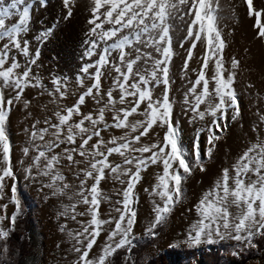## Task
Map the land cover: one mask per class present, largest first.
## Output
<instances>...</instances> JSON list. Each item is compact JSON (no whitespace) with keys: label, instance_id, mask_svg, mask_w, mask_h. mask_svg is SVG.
<instances>
[{"label":"snow or ice","instance_id":"1","mask_svg":"<svg viewBox=\"0 0 264 264\" xmlns=\"http://www.w3.org/2000/svg\"><path fill=\"white\" fill-rule=\"evenodd\" d=\"M68 8L67 15H72L71 5L73 0H63ZM248 14L256 17L254 28L258 29V38L264 39V9H256L254 0H243ZM92 18L89 23L92 25L90 35L95 37L89 44L87 55L95 54V49L100 48L102 54L94 64L82 68L88 73L90 68H95L92 74V83L79 95L78 100L66 109L56 113L57 122L50 124L39 131H33V141L37 138L44 143V150L41 146L34 144L36 156L26 171V178H35L33 168L37 169L36 175L48 176L50 183L45 187H55L62 182L64 177L57 171L61 157L58 154L49 155L54 148L60 147L61 143L76 144L77 138L80 143L77 148H65L67 161L73 164L84 163L85 167L80 169L84 179L80 182L79 203L87 205V211L79 215L90 214L91 219L85 222L82 228L70 233L76 241L73 251L78 253L75 264H106L109 257H112L119 250L126 249L130 254L135 246L133 241V229L136 222V211L132 207L133 194L136 183L140 180V172L149 164H161L162 174L158 177L156 195L163 201L156 204L155 218L152 224L146 229L151 238H156V228L164 223L175 205L179 203L183 194L182 184L192 174L193 167L198 166L205 171L201 163L199 151V138L194 143V165L190 166L187 152L179 142V128L172 122L173 101L170 99L169 66L172 57L175 55L172 47V28L175 20H183L186 25L185 40L191 44L187 50L184 68L193 58L194 50L198 43L204 45V55L201 58V70L193 86L185 94V103L189 104V96L194 98L195 103L191 110L200 119L205 114L217 117L212 125L216 131H222L220 121L227 118V109L232 108L235 115L239 116V101L233 88L235 72L225 76L223 65L224 39L221 35L219 21L222 12L221 0H91ZM31 4L26 0H10L5 4L0 0V199H3L6 179L13 181L10 191V202L16 207V214L10 218L0 216V224L3 219L8 218L10 225L14 226L16 215L20 211L21 201L16 186V176L11 165L12 145L9 141L6 122L8 114L13 105V99L5 100V90L12 89L16 92L15 99L23 94L27 87L38 86L31 78V68L25 66L23 72L17 70L21 67L19 62L12 60L9 63V53L12 49L19 50L25 56L29 54L27 41H22V34L27 32L30 21ZM13 17L18 22L9 24ZM187 18V19H185ZM105 25H108L106 28ZM48 33H44L46 37ZM183 42L181 43V47ZM151 49L152 51H145ZM113 53L118 55L113 60ZM154 53L158 54L154 55ZM39 52H35V58L29 64H35ZM151 62V67H138L143 62L145 65ZM214 66V73L211 77L206 75L205 70L209 62ZM6 65H8L6 67ZM239 61L233 59L232 68H236ZM110 68L115 73L113 87L102 94L101 80L105 75V69ZM79 83L83 86V78ZM213 87L210 90L209 84ZM55 94L64 98L66 87L60 80H55ZM163 85V94L153 97L155 86ZM200 89L197 92V89ZM114 91L119 92V97L113 95ZM106 96V100H105ZM215 96V103H208L209 97ZM86 97H92L97 104L103 101V107L97 110L95 116L92 113L83 114L81 106L85 104ZM131 98V99H129ZM128 105L117 108L116 105ZM202 104H207L205 111L200 110ZM141 105H144L141 111ZM114 112L108 124L105 119V111ZM63 113V114H62ZM139 114L143 119L130 121V117ZM74 116H80L73 122ZM85 122L91 128L85 126ZM47 123V122H46ZM104 128L127 129L123 136L113 137L106 142L100 138L93 144L90 141L93 137H101ZM260 125H264V115L260 116ZM155 126L165 129L162 141L151 144H143L140 147H133L139 144L142 137H146ZM51 129V140H45V135ZM255 130V129H254ZM208 147L206 157L211 158L215 147L214 141L219 139L212 126L209 127ZM137 133L136 135H131ZM131 136V139H129ZM113 146L108 147V144ZM24 154L29 153V148L23 149ZM85 158L84 161L76 160L73 154ZM139 153V156L130 155ZM144 153H151L144 156ZM117 154L123 157L124 165H133V168H122L120 163L113 164L109 157ZM43 161V163H41ZM128 176L126 188L123 191L122 207L116 211L119 216L114 220H101L99 218V206L103 199L100 190V182L105 178V171ZM228 168L223 169L220 180L212 190L207 192L196 205V211L200 217L188 233V242L195 246L201 243H214L213 237L223 240L226 237L235 241H247L251 243L252 238L257 234H264V137L257 136L254 142L238 157L231 172ZM93 183L87 186V181ZM231 181V183H230ZM67 184L57 188L62 192ZM0 208H7V205H0ZM71 219L76 220V205L71 207ZM65 209L61 215H67ZM114 227L109 231L104 246L98 255L90 258V253L97 245L103 225L113 223ZM63 231V228L61 229ZM9 231L0 227V239H6Z\"/></svg>","mask_w":264,"mask_h":264},{"label":"rangeland","instance_id":"2","mask_svg":"<svg viewBox=\"0 0 264 264\" xmlns=\"http://www.w3.org/2000/svg\"><path fill=\"white\" fill-rule=\"evenodd\" d=\"M259 2L264 6V0H259ZM241 15V19H238L236 22H228L225 28L220 26L221 35L225 42V47L223 49V65L226 71L224 74L227 77L230 72L236 73L233 88L235 89L237 99L244 96V102L239 103V116L233 119V116L235 115L234 110L232 108L227 109V118L222 131H216L213 129L219 139L214 141L215 147L212 151L211 158H207L205 155L206 150L208 147H211L208 144V137L210 135L209 127L214 119H219L220 114L218 113L217 117H212L206 113L204 118L200 119L199 116L192 111V116L183 120L179 114H182V111L184 110L183 107L186 103H183L184 100L173 102L172 122L174 125L182 124L179 127L180 145L186 150L194 163V143L197 137L199 138L201 163H203L205 171H201L198 166L193 167L192 174L188 176L186 181L182 184L183 194L179 203L175 205L172 212L168 215L164 224V230L158 236L157 241L150 245L144 252L143 260H146L171 246L186 248L193 247V245L188 242V233L191 230V226L200 218L196 211V205L207 192L214 188L216 182L220 180L222 172L216 173L218 170L217 167H219V161L221 160V162H227L229 164V166L225 168H228L230 170L229 174L232 175L231 169L240 156L236 157L235 153L242 145L241 142H254L257 136L264 137V125H260V116L264 115V39L258 38V29L254 28L256 17L250 16L248 12H243ZM15 22H18L17 17L12 18V23ZM72 26L76 27V25ZM62 32L64 33V30ZM79 33L80 31L77 32L76 35L78 38H81L82 35ZM64 37L65 35L52 40L45 38L43 40L44 45L42 44L37 49L38 51L41 50V53L36 59L35 64L28 63L35 58L36 50L32 52V43H30V49V44L27 42L29 49V54L27 56L14 48L9 53V61L11 62L14 59L21 65L17 70L18 72H23L27 65L31 68V78L33 83L35 84L37 81L39 82L38 86L25 88L19 99H15L16 92L10 88L5 90L4 94L5 100L9 98L13 99V105L11 106L6 122L7 135L12 145L11 165L16 176V186L22 185L28 192L29 197L33 200L35 232L33 244L27 248L20 258L11 255L8 238L0 239V264H75L79 255L73 251L76 241L70 233H75L80 230L77 228L80 220L78 212L79 208L84 204L78 202L81 199L78 193L80 190V182L84 179L80 169L85 167V164H73L67 161L64 150L65 148H77L80 139L77 138L76 144L61 143L60 147L54 148L52 152L49 153L50 156L52 154H58L61 157L57 171L64 177V180L58 182L55 187H45L44 185L50 183V178L48 176L36 175L37 169L33 168V176L35 178H26L25 171L31 166L32 161L37 154L34 144L40 145L41 150H44V143L38 138L33 141L31 133L49 127L50 124L56 123V113L62 109L71 107L78 100L79 95L84 92L74 90V88L76 89L79 87L80 83L67 76L64 67L60 65L61 63L59 60H62L63 56L68 54L72 49H75V46L71 48L69 43L65 42V40H61ZM21 39L22 41H27L23 36ZM180 42H183V46L181 47L180 45V49L187 51L190 47L191 41L182 39ZM0 44H2V42H0ZM99 55L97 56V60ZM117 55V53H113V60ZM203 55L204 45L203 43H198L194 50V58H192V60L197 57L201 58ZM185 58L186 57H183V61H185ZM233 59L239 61V65L236 68H232ZM173 62L174 57H172L169 66L170 88L173 86L175 79L173 74ZM184 63L185 62L182 63L183 67ZM190 64L191 61L188 65ZM7 66L8 65H6V67ZM108 70L109 68L104 70L105 75L102 78L106 77ZM200 70L201 68H199V72ZM205 72L206 75L210 77L208 70H205ZM92 74L90 75V78ZM55 80H60L66 85V87L62 89L66 92L64 98H60L58 94H55ZM211 89L212 87L210 90ZM76 92H79V94ZM91 99L93 98L86 97L85 104L81 106V112L83 114H89L90 110V113L95 116L97 110L100 107H103V105L99 108L91 107V109L88 107L91 105L89 104ZM215 102V96L209 97L208 103ZM186 106H188V104ZM206 107L207 104H202L200 110L205 111ZM93 109L95 110L93 111ZM113 114L114 112L105 111V119L108 124L113 123L111 119ZM79 119H81L80 116H74L73 122H76ZM136 120L138 119H132L130 121L133 122ZM85 126L91 128V125L88 122H85ZM97 127L103 129L101 131V136L106 142L110 141L113 137L123 136L127 130L115 129L112 127L105 129L103 125H98ZM50 133L51 129L49 134L45 135V140L52 139ZM105 134H108V136L106 137ZM136 134L137 133H133L131 135ZM145 138L142 137L140 143L134 144L133 147H140L143 145ZM129 139H131V136H129ZM232 141L236 142V148L234 149L235 152L233 151L234 154H226V145L231 144ZM107 146L111 147L113 145L109 143ZM26 147L29 148V153L27 155H25L23 151ZM73 155L76 160L84 161L85 159L78 154L74 153ZM130 155L139 156L140 154L131 153ZM149 155H151V153L147 154V156ZM109 160L111 159L109 158ZM41 163H43V161H41ZM111 163H120L122 168L127 167L135 170L133 165H124L121 160H112ZM3 166L4 165L0 164V168ZM148 167L150 168L148 165L143 170L148 169ZM160 170V168H157L155 171H150V174L148 173L145 179L142 177L135 185L133 194L134 202L132 207L136 211V222L133 229V236L136 238L143 237L147 234L146 229L152 224L155 218V205L163 203L155 192L158 177L162 174V170ZM105 176L106 180L104 184L102 181L100 182V190L103 195L102 201L103 203L105 202L104 205L108 208L110 207L109 209L122 207V194L126 188L128 176L119 175V178H117V174L111 173L108 170L105 171ZM12 183L13 181L11 179H6L4 196L3 199H0V205H7L6 209L0 208V216L8 218L13 214H16V207L10 202V188ZM63 184H67L68 187L64 188L62 192L57 191V188L62 187ZM72 205H76V220L71 219V215L73 214L71 211ZM65 209H68V214L61 215ZM8 218L3 219L0 227H3L10 233L13 226L10 225V220ZM104 220H113V218L106 216L104 217ZM107 224L103 227V232L105 234L103 237L104 239L107 238L109 231L114 227V222ZM62 228L63 231H61ZM260 235L261 234L255 235L252 238L251 243L247 241H235L228 237L221 240L214 236V243L225 242L230 246V250L226 251L221 258L222 264H264V260L259 259V253L256 248V239ZM206 245L209 244L204 242L195 246L201 248ZM235 248H239L244 255H250V258L246 261H242L234 250ZM99 252L96 250V246H94L90 253V258L98 255ZM181 264L185 263L182 262ZM187 264H197V260L195 258H190Z\"/></svg>","mask_w":264,"mask_h":264},{"label":"bare ground","instance_id":"3","mask_svg":"<svg viewBox=\"0 0 264 264\" xmlns=\"http://www.w3.org/2000/svg\"><path fill=\"white\" fill-rule=\"evenodd\" d=\"M30 1H32V0H26L27 3L31 4V10H30V21L28 24V30H27V32L22 34L23 38H26L27 42H29V44L32 43V46H33L32 52H34L35 50L37 52L38 47L43 44V40L45 38H48V40L49 39L52 40V39L58 38L59 36L65 35V37L61 40H65V42L69 43V46L71 48L75 46V49H72L68 54H65L63 56L62 60H59V62L61 63L60 65H62L64 67V70L66 71V75L69 76L71 79H73L75 81L77 80L79 82L80 78H83V81H84L83 86L80 84L79 87H77L76 89L74 88V90L75 91H85V89L92 82L90 75L94 72L95 68H90L88 73H84L82 71V68L85 65L94 64L97 61V56L99 54H101L102 48L104 47V45L101 44L100 48L95 49L94 55H92L90 57L87 55V52H88L89 46H90L89 42L92 39H95V37L90 35V29L92 28V25L89 23V20L92 18L91 0H73V3L71 5L72 15L70 17L67 15L68 8L65 7L63 0H33L32 2H30ZM4 2H5V4H7L10 2V0H4ZM221 5H222L223 10L220 13L221 19L219 21V24L222 28H225V26H227L228 22H230V21L236 22L238 19H241V16H242L241 14L243 12H248L246 5L243 3V0H221ZM254 7L258 10L264 9V6H262L260 4L259 0H254ZM185 19H187V18H185ZM261 21L264 22V16L261 17ZM8 23L11 24L12 20L8 21ZM172 23H173V28H172V43L173 44H172V47H173V51L175 53V55L173 56L174 57L173 74H174L175 79H174L173 86L170 88L171 91L169 94H170V99L173 102L174 101H181V100L185 101V94L193 86V82L198 77L199 68H201L200 66H201L202 56H201V58L197 57V58L191 60V64L188 65L187 69L185 70L182 63L185 62V61H183V57L187 56L186 55L187 51L180 49V45H181L180 41L182 39H184L186 36L187 25L183 20H180V19H177ZM72 25H76V27H73ZM105 27L107 28L108 25H105ZM63 30H64V33L62 32ZM79 31H80L79 34L82 35L81 38H78L76 35L77 32H79ZM69 32H70V34H69ZM44 33H48V35L46 37H44L43 36ZM29 48L31 49V44L29 45ZM185 48H187V47H185ZM40 51H38L39 54L41 53ZM145 51H152V50L151 49H145ZM154 55L158 56V54H156V53H154ZM193 58H194V56H193ZM138 67L150 68L151 62L149 61L146 65L143 62H141V64L138 65ZM207 70H208V73L210 74V77H211L215 71L214 66H213L211 61L209 62V67ZM114 75H115V73L112 72V70L109 68L106 77L102 78V80H101L102 94L106 93L110 88L113 87ZM211 87H213V85L210 83L209 88H211ZM71 89H73V88H71ZM199 91H200V89L198 88L197 92H199ZM76 93L79 94V92H76ZM162 94H163V85L155 86L154 90H153V97L156 98V97L161 96ZM113 95L115 97H117V99H118L119 92L114 91ZM243 97L244 96H242V98L237 99L239 101V103L244 102ZM106 99L107 98L105 96V100ZM129 99H131V98H129ZM188 99H189L190 103L188 104V106H186L187 105L186 104L183 107L184 110L182 111V114H179L183 120L192 116L191 105L194 104L195 101H194V98L192 96H189ZM184 101H183V103H184ZM89 104H91L90 106H88L90 108L91 107L92 108H94V107L99 108L100 106L103 105V101L101 103L97 104L95 100L91 99ZM178 105L180 106L179 103H178ZM127 106H128L127 104L126 105H119V104L116 105L117 108L127 107ZM143 107H144V105L141 106V111L143 110ZM178 108H180V107H178ZM94 110L95 109H93V111ZM89 113H90V110H89ZM132 119L133 120H135V119L139 120V119H143V117L140 116L139 114H135L133 118L132 117L130 118V120H132ZM133 122H135V121H133ZM182 122H184V121H182ZM225 122H226V119H223L220 121L221 129L224 127ZM181 125L182 124H179L178 128ZM211 126H212V129H215V126L212 125V123H211ZM164 133H165L164 128H161L159 126H155L152 129L150 135L147 138L144 137L145 139H144L143 144L144 143L151 144V143L156 142V141H162ZM105 136L107 137L108 134L107 135L105 134ZM100 138H103V137L101 136L99 138H97V137L93 138V140L91 141V144L95 143L97 141V139H100ZM256 139H257V137H256ZM241 143H242V145L238 148V150L235 153L236 157L241 155L242 152L249 146V144L251 142L250 141H244ZM226 146H227V149L225 150L226 154H230V153L234 154L233 151L236 148V142L232 141L231 144H227ZM237 153H239V154H237ZM147 154L148 153H144L143 155L147 156ZM109 158L111 159L110 162H112V160L113 161H118V160L123 161V159H124L123 157H121L119 155H112ZM226 161H228V160H226ZM149 166H150V168L148 167L149 170L148 169H146V170L142 169L141 170L140 179L142 177L145 179L147 174L150 171H152V170L155 171V170H157V168H160L162 170V167H163L161 164H149ZM228 166H229V164L227 162H221V160H220L219 161V167H217L218 170L216 173H221L223 171V169H225V167H228ZM231 166H232V164H231ZM105 178H106V176H105ZM105 178L102 180L103 184L106 180ZM92 183H93V181L91 179H89L87 181V186H90ZM104 203L101 200V203L99 206V218L101 220H104V217H106V216L109 218H113V220H114V218L119 216V213L116 211L117 208L109 209L110 207L108 208L107 206L104 205ZM87 208H88L87 205H82L79 208L78 214L81 212H86ZM79 219H80L79 225L77 228L81 229L83 224L91 219V215L90 214H86L83 216L79 215ZM107 225H106V227H107ZM103 227H105V224L103 225ZM104 236H105V234L102 231L99 239L97 240V245H96V250L98 252L104 246V242L106 241V239L103 238Z\"/></svg>","mask_w":264,"mask_h":264},{"label":"trees","instance_id":"4","mask_svg":"<svg viewBox=\"0 0 264 264\" xmlns=\"http://www.w3.org/2000/svg\"><path fill=\"white\" fill-rule=\"evenodd\" d=\"M186 158L189 160L190 166H192L194 163L188 154ZM17 191L21 201L20 213L17 215L15 225L9 233L8 245L11 255L20 258L34 242L35 222L33 219V200L22 185L17 186ZM164 224L165 222L156 228L155 231L158 233L156 238L153 239L148 234L143 237H135L133 241L135 246L130 254L126 253V249L119 250L106 261V264H181L182 262L187 264L190 258H195L197 264H222V256L226 251L230 250V246L225 242H216L201 248L197 246L188 248L171 246L143 260L144 252L157 241L158 236L164 230ZM256 248L259 253V259L264 260V234H261L256 239ZM234 250L242 261L250 258V255H244L239 248Z\"/></svg>","mask_w":264,"mask_h":264}]
</instances>
